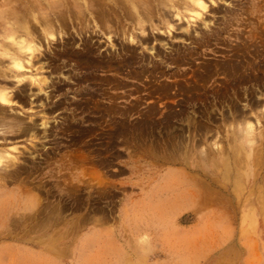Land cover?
Instances as JSON below:
<instances>
[{
  "label": "rangeland",
  "instance_id": "obj_1",
  "mask_svg": "<svg viewBox=\"0 0 264 264\" xmlns=\"http://www.w3.org/2000/svg\"><path fill=\"white\" fill-rule=\"evenodd\" d=\"M203 1L140 0L144 35L123 8L106 17L118 38L78 39L61 20L67 37L23 61L20 85L1 28L0 86L13 104L0 109V150L13 159L0 164V264H264V208L255 222L243 197L181 196L191 173L174 160L187 139L264 104V0Z\"/></svg>",
  "mask_w": 264,
  "mask_h": 264
},
{
  "label": "bare ground",
  "instance_id": "obj_2",
  "mask_svg": "<svg viewBox=\"0 0 264 264\" xmlns=\"http://www.w3.org/2000/svg\"><path fill=\"white\" fill-rule=\"evenodd\" d=\"M183 1L186 5L193 4L200 10L206 9V3L203 0ZM138 2H140V0H11L9 7L10 12L8 14L10 20L0 24V30L1 28L4 29V37L8 40L5 45V54L9 57L8 65L10 72L14 74L13 78L16 79L19 85L23 81L22 77L25 75L21 72L24 69L23 61L27 63L30 61H36L37 63L41 62L42 57L40 58L39 55L43 42L47 45H51L54 41H57L58 38L63 40L66 35L60 28L61 20L69 21L71 19V21L76 24L77 28L75 27V34L78 39H84L83 36L90 37V34L96 33H101V35L113 34V36L118 38L117 32H113L108 26L106 17L109 13H112L113 10L123 8L129 16L134 19L139 32L144 35L145 30L142 25L143 21L139 13L140 5ZM34 11L39 12L35 13ZM188 12H193L196 17L199 16L198 11L194 9ZM38 15H40V20ZM166 23L168 24V22ZM120 36L124 39L126 38L131 44L141 42L135 39L136 36L133 32L125 29L121 30ZM147 36L149 37V35ZM146 39L144 41H146ZM67 40L69 41V39ZM141 43H143V39ZM68 59L72 60L70 57H67V60ZM111 59L110 57V60ZM87 63L88 62H86L85 65ZM77 65L80 66V64ZM91 67L93 68V65ZM116 68H118V65ZM6 72V70L0 69V76L3 77ZM31 82H36L40 86L41 83H46V80L31 78ZM101 85L102 84H100V86ZM41 91L42 90H40V92ZM12 99L13 98L9 96L6 89L0 86V109L12 105ZM258 103V99H254L251 103L243 107H247L250 117L245 113L243 108L242 110L236 108L240 112L235 111V109L233 112H229L228 116L222 114L220 117L221 128L219 131H215L210 139H207L206 136L199 139L195 136H191V138L187 139L184 146V154L181 156L180 160H174L191 173L187 181L183 183L185 187L182 188H184L183 190L185 191L182 192L181 196H189V198H192L194 200L191 201L192 204H197L198 198H203L205 202H208L209 200L206 199V196L211 197V193L216 190L223 195H229L230 198L236 199L238 202H241L243 200H241V198L243 197L244 200L242 204L251 208V217L247 220L256 222V214L260 209L264 208V120L262 121L263 125H261V118L259 117L260 114H264V104L262 108L259 109L260 106ZM180 107L182 106H179V108ZM252 115L254 117H252ZM251 117L254 118V122L251 121ZM130 123L131 122H129V125ZM41 126L46 127V124L42 123ZM239 126H241V128H239ZM115 127H118V124L117 126L115 125ZM221 132L222 136H219L218 133ZM33 133V129L29 128L28 134L33 136ZM2 159L12 160L13 156L9 150H0V164ZM97 162L98 161H96V163ZM172 185L173 188L176 187L175 182H173ZM244 190L247 191L243 192ZM262 224L264 225L263 221ZM98 264H104V261ZM108 264L143 263L136 260H116Z\"/></svg>",
  "mask_w": 264,
  "mask_h": 264
}]
</instances>
